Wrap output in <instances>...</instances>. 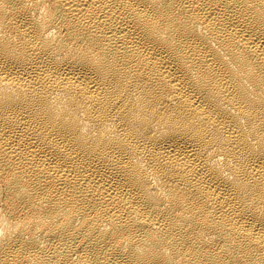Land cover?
I'll return each mask as SVG.
<instances>
[{
    "label": "bare ground",
    "instance_id": "6f19581e",
    "mask_svg": "<svg viewBox=\"0 0 264 264\" xmlns=\"http://www.w3.org/2000/svg\"><path fill=\"white\" fill-rule=\"evenodd\" d=\"M0 264H264V0H0Z\"/></svg>",
    "mask_w": 264,
    "mask_h": 264
}]
</instances>
